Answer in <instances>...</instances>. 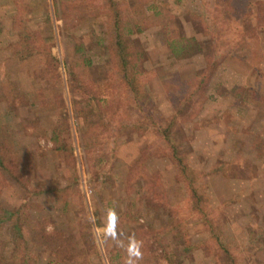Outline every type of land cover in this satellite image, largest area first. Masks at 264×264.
Segmentation results:
<instances>
[{
    "label": "rangeland",
    "instance_id": "obj_1",
    "mask_svg": "<svg viewBox=\"0 0 264 264\" xmlns=\"http://www.w3.org/2000/svg\"><path fill=\"white\" fill-rule=\"evenodd\" d=\"M49 1L54 34L50 51L60 62V76L56 79L43 56L22 59L13 53L12 45L18 39L20 28L13 11L8 9L10 4L7 0H0V133L10 136L16 152L30 159L31 172L40 171L44 166L52 173L47 179L50 187L66 186L75 179V184L68 191L77 202L71 212L75 219L76 227L72 231L75 238H80L77 229L84 224L83 216L88 215L101 255L99 260L104 264H111L108 258L116 247L120 257L129 258V264L131 261L135 264H177L166 259L163 248L171 244L176 251L185 243L190 246L188 252H183L182 258L176 262L213 264L210 257L214 248L211 228L205 223L201 211L196 210L192 212L193 217L190 216V204L196 199L195 193L200 192L205 197L206 216L223 230L229 242L237 243L233 247L245 249L244 244L254 243L251 238L253 230L262 234L264 242V31H252L248 40L237 43V52L231 63L224 62L214 73L207 72V99L189 96L190 100L184 107L186 112L175 115L177 124L171 132L172 141L178 143L181 154L184 153L185 164L194 171V186H191L184 181L180 156L173 152L165 135L157 130L161 129L160 126L146 130L132 128L131 115L115 116L112 127L103 132L106 135L104 143L98 145L94 154L89 155L85 151L82 121L75 114L80 95L73 85L70 64L74 60L77 40L69 39L70 33L65 29L58 2ZM230 1L232 8L230 4L223 8L227 9L226 14L229 11L234 16L232 33L237 24L242 25L238 20L264 17L263 12H257L264 8V0ZM155 2L162 10L161 16L158 15L144 33L135 34L134 39L143 48L141 79L153 95L152 105L156 108L152 113L165 123L175 109L171 95L179 94L180 97L174 98H182V94L189 91L187 85L205 70L206 64L201 52L191 57L172 56L162 35L164 21L176 22L185 32L205 37L207 29L202 16H210L218 0ZM102 12L98 14L101 21L105 19ZM85 25L81 22L73 28L85 37L83 41L89 42L90 30ZM38 26L43 28L44 25L40 23ZM78 26L83 28L78 29ZM94 28L97 30L100 26L94 23ZM213 84L219 87L218 90L213 88ZM127 99L120 92L112 94L109 107ZM194 101H201L202 108L186 121L184 115ZM106 122L104 116L103 123ZM120 122L123 127L128 124L124 130L119 129ZM63 123L72 133L76 165L71 170L73 174L68 175L59 173L60 158L53 150L49 136L51 128ZM5 178L2 204L9 209L28 197V191L11 176ZM34 182H39L37 177ZM139 191L142 192L137 193ZM48 199L49 196L45 201H35L31 208L46 213L50 207ZM158 203L166 213L164 220H158L154 212L148 216L152 222L147 224L145 211L141 208ZM57 204L62 206L63 200L60 198ZM170 210L173 214L187 215L184 235L173 237L165 233L164 228L171 218ZM135 217L141 218L136 222ZM68 220L67 225L73 223L72 219ZM159 221L163 223L159 224ZM7 227L8 221L0 222L1 261L10 252ZM46 227L50 232L55 229L50 221ZM136 227L145 230L139 232ZM41 233V230L32 232V237L43 244L53 241L48 235L42 237ZM83 243L85 250L82 253L92 256L90 264H98L94 245ZM137 250L141 254L139 259L135 257Z\"/></svg>",
    "mask_w": 264,
    "mask_h": 264
},
{
    "label": "trees",
    "instance_id": "obj_2",
    "mask_svg": "<svg viewBox=\"0 0 264 264\" xmlns=\"http://www.w3.org/2000/svg\"><path fill=\"white\" fill-rule=\"evenodd\" d=\"M7 2L10 4L8 9L13 11L14 18L20 28L18 39L12 45L13 53L22 59L36 55L43 56L48 62L47 65L52 76L56 79L57 76H60V62L50 51L54 44V34L50 22V1L7 0ZM231 2L230 0L222 2L218 0V3L213 6L215 10L211 11L210 16H202L207 29L205 37L185 32V29L176 22L164 21L162 31L164 34L162 33V35L172 56L191 57L201 52L204 55L206 67L205 70L198 73L190 85H187L189 91L182 94V98H174L180 97L179 94L171 95L175 109L163 123L152 113L156 108L152 105L154 103L153 95L141 79L143 71L141 69H144L143 48L134 39L135 34L144 33L153 25L152 22H155L157 16H161L162 10L155 0H56L58 8L62 9L64 26L70 33L69 39L77 40L74 60L70 63L72 66L71 76L76 93L80 95L76 101L75 114L81 118L84 149L89 155L94 154L100 143L101 145L104 143L103 137L106 135L103 132L107 131L109 126L112 127V122L116 120L115 116L131 115V121H129L133 125L132 128L146 130L160 126L162 130H157L165 135L173 152L180 156L185 183L194 186L192 177L194 171L189 170L188 165L185 164L184 153L181 154L182 151L178 143L172 141L171 132L174 125L177 124L175 115L186 112L184 107L190 100L189 96L196 95L201 100L207 99L205 97L207 72L214 73L220 64L231 63L237 52V43L243 39L248 40L252 36V31L256 33L264 31V17L257 16L256 20L252 18H246L245 21L238 20L242 25L237 24L235 32L232 33L234 27L231 21L234 16L229 11L226 14L227 9L223 8L229 4L232 8ZM101 10L103 11L102 17L105 18L103 21L98 15ZM257 12L264 13V8H260ZM247 21H249L248 25H246ZM81 22L86 23V28L90 30L89 42L83 41L85 37L82 34L79 35L80 31L73 28L74 25ZM40 23L44 25L43 28L38 26ZM94 23H97L100 28L95 30ZM81 28L83 26H78V29ZM213 88L218 90L219 87L213 84ZM119 92L121 95L127 96L128 99L109 107L112 94ZM201 103V101H194L190 105L184 115L186 121L191 119V115L200 112L203 104ZM104 116L110 123H103ZM140 120L141 123H139ZM127 125L123 127V123L120 122L118 127L120 130H124ZM50 131L49 136L53 143V150L60 158L61 170L59 173L73 174L71 170H74L76 165L73 138L69 126L66 123L59 124L58 127L51 128ZM9 137L0 133V222L8 221L7 231L10 240L8 241L10 252L3 257V261L0 259V264H90L92 256H85L82 253L85 250L83 242H91L94 245L95 255L98 258L96 263L104 264L99 260L101 255L95 244V234L91 229L92 222L88 215H84L83 220L80 219V221H84V224L77 229L80 238H75V232H72L75 231L74 227L76 226L71 212L77 202L75 203L68 191L75 184V179L69 181L66 186L50 187L47 179L52 176V173L46 171L44 166L40 171L31 172L30 159L16 152L15 143ZM33 172L36 175H33ZM27 174H29L28 178H25ZM5 176H11L14 181L22 184L28 191V197L19 203H14L9 209H6L7 207L2 204L4 190L2 183L6 179ZM35 177L39 180L37 184L34 182ZM41 177L46 178L41 179ZM140 192L142 191L137 193ZM145 194L147 193L145 192ZM202 195L200 192L195 193L196 199L189 208L190 216L196 210L201 211L205 216V223L211 228L210 236L214 248L211 249L213 254L210 257L213 264H264L262 234L253 230L251 238L254 243L244 244L245 249L238 248V246L233 247L234 243H237L229 242V237L224 235L223 230L214 225L208 215L206 216L203 203L205 197ZM47 196H49L50 207L48 206L46 213L45 211L39 213L31 208L32 203L39 199L45 201ZM60 198L63 200L62 206L57 204ZM141 209L145 211L144 220L147 224L150 221L148 216L153 215L154 212L158 220H164L166 216L164 208L159 207V203L151 204V206L147 204ZM131 210L132 208H130ZM170 213L171 218L168 221V226L164 228L165 233L173 237L184 235L187 215L173 214L171 210ZM123 216L126 215L123 214ZM130 217L129 221H131ZM68 218L72 219L73 223L67 225ZM140 218L135 217L134 220L138 222ZM49 221L55 227L51 232L46 227ZM162 223L163 221H159V224ZM136 228L139 229V232L145 230L142 227ZM38 230L42 231V235L39 234V236L46 237L48 235L53 238V241L43 244V242L35 240L32 237V232L35 233ZM165 233L164 235H166ZM156 237H159V234ZM170 245L163 248L166 259L170 263H182L176 262V259L182 258L183 252H188L190 246H186L185 243L181 249L174 251V247ZM177 245L179 244L177 243ZM111 251L108 258L111 264H129V258L119 256L118 247ZM122 254L125 255L124 252ZM119 258L122 259L121 262L117 261Z\"/></svg>",
    "mask_w": 264,
    "mask_h": 264
},
{
    "label": "clouds",
    "instance_id": "obj_3",
    "mask_svg": "<svg viewBox=\"0 0 264 264\" xmlns=\"http://www.w3.org/2000/svg\"><path fill=\"white\" fill-rule=\"evenodd\" d=\"M140 255H141L140 252L137 250L136 253H135V257L137 259H139L140 258ZM130 264H135V262L134 261H131Z\"/></svg>",
    "mask_w": 264,
    "mask_h": 264
}]
</instances>
